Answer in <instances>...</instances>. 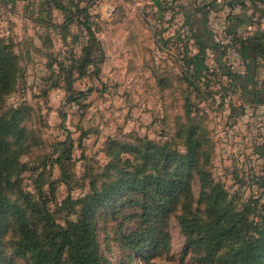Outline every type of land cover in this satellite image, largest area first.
Wrapping results in <instances>:
<instances>
[{"label": "rangeland", "instance_id": "374dc122", "mask_svg": "<svg viewBox=\"0 0 264 264\" xmlns=\"http://www.w3.org/2000/svg\"><path fill=\"white\" fill-rule=\"evenodd\" d=\"M68 1L0 0V38L17 56L2 101L3 111L17 109L8 141L18 166L6 194L34 200L62 219L122 173L183 179L190 191L170 204L167 245L139 251L126 244L123 234L141 226L143 213H164L145 208L131 189L98 207L97 234L106 264H194L183 251L178 216L205 212L203 184H221L238 209L250 204L254 215L264 211V102L247 101L252 62L229 47L227 35L242 5L73 0L78 12L87 9L83 16L63 6ZM139 1L142 9L134 7ZM245 3L244 13L263 28L250 36L264 40V1ZM110 6L117 8L109 13ZM194 8L201 10L197 34ZM196 39L209 50L191 55ZM9 233L0 242V262L24 264Z\"/></svg>", "mask_w": 264, "mask_h": 264}, {"label": "trees", "instance_id": "16d2710c", "mask_svg": "<svg viewBox=\"0 0 264 264\" xmlns=\"http://www.w3.org/2000/svg\"><path fill=\"white\" fill-rule=\"evenodd\" d=\"M86 1L88 4L98 2ZM250 1L256 4L264 0ZM68 3L63 6L76 12L73 0ZM239 3L244 4L243 0ZM86 10L83 7L76 14L87 16ZM43 23L51 25L46 21ZM227 34L230 35L229 47L235 49L239 42L241 48H245L246 43L238 40L231 27ZM253 50L255 56L264 58L263 43L255 44ZM16 70L17 56L11 44L0 38V242L10 231L9 236H14L11 239L13 252L24 264H106L97 234V209L122 191L131 189L145 199V208L164 213H143L145 220L141 226L123 234L126 244L139 251L150 244L167 245L163 224L169 214L167 212L172 210L170 204L179 201L181 195L188 196L190 191L189 184L183 179L150 173L142 176L122 173L87 195L77 213H66L62 219H58L56 213L43 210L34 200H22L20 196L10 199L7 196L6 191L14 185L10 175L14 166H18L8 141L16 126L13 117L17 109L3 111L2 101L12 89ZM189 84L199 89L195 81L189 80ZM252 100L264 102V88ZM192 145L193 140L189 137V160L192 159ZM200 199L205 203L204 213L198 215L184 211L178 216L185 237L183 251L189 253L193 263L264 264V211L254 215L250 204L238 209L237 203L221 184H203ZM70 202L74 203L73 200ZM184 208L186 210V205Z\"/></svg>", "mask_w": 264, "mask_h": 264}, {"label": "crops", "instance_id": "0c3cea01", "mask_svg": "<svg viewBox=\"0 0 264 264\" xmlns=\"http://www.w3.org/2000/svg\"><path fill=\"white\" fill-rule=\"evenodd\" d=\"M114 2L116 1H123V0H112ZM142 2V0H140ZM140 1L136 2L134 7H138L139 9H142V6L140 7ZM241 0H238V2ZM243 12H239L235 15H233V17L231 18V25H229V27H231V29H233L236 33V37L238 38V40L244 41L246 43L245 48H241V44L238 42L236 44L235 50L238 52H242V53H247L249 54L250 57V61L252 62V70H251V89H250V93H251V99L247 100L250 104H258L260 102H252L253 97L255 95H257L260 91H263L264 88V58L260 57L259 55L255 56V52L253 50V46L255 44H264V40L262 38V35H256V36H250L252 33L254 34V32L259 31V30H263L262 26L257 23L256 21H254L252 19V17L248 14V13H244V11L246 10V3L245 0H243ZM257 3H262V2H257ZM182 5V3H181ZM117 7L115 6H110L107 8V10H109L108 12H113L114 10H116ZM200 9H196L194 8L193 10L190 11V20H191V32L192 33H198L199 30V26L200 24H198V13L200 12ZM262 28V29H261ZM200 39H196V49H192L190 51V54H194L197 50L203 53L205 52L206 49L209 50V48H207L206 46L205 49H203V45H200ZM248 45V47H247ZM251 46V47H250ZM195 55V54H194ZM245 55V54H244Z\"/></svg>", "mask_w": 264, "mask_h": 264}, {"label": "built area", "instance_id": "2783aa9c", "mask_svg": "<svg viewBox=\"0 0 264 264\" xmlns=\"http://www.w3.org/2000/svg\"><path fill=\"white\" fill-rule=\"evenodd\" d=\"M227 35H228V34H227ZM228 37H229L228 39H230V35H228ZM229 43H230V41H229Z\"/></svg>", "mask_w": 264, "mask_h": 264}]
</instances>
